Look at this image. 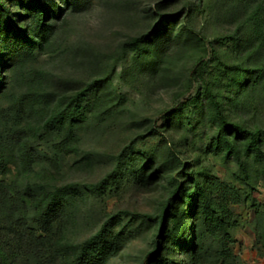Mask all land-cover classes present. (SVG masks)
Returning <instances> with one entry per match:
<instances>
[{"label":"trees","instance_id":"obj_1","mask_svg":"<svg viewBox=\"0 0 264 264\" xmlns=\"http://www.w3.org/2000/svg\"><path fill=\"white\" fill-rule=\"evenodd\" d=\"M92 1L0 0V99L36 50L52 49L42 68L30 78L28 74L26 90L11 95L7 107L0 108V264H104L114 248L113 230L123 219L120 215L108 217L79 246L66 240L73 223L70 204L78 189L55 186L54 176L47 175L63 153L78 152L80 129L109 98L104 94L118 60L110 63L113 57L94 49L59 42L66 15L87 9ZM115 6L135 30L120 45L118 57L134 53L135 71L157 73L172 48L194 45L199 50L171 111L160 113L147 136L167 139L168 131L196 107L215 127L210 144L215 152L233 157L242 168L244 159L251 158L264 173L263 131L234 120L218 91L223 88L227 104L236 107L264 83V0H125ZM200 12L231 31L211 38L196 30L192 22ZM65 59L79 62L86 78L57 76L51 65ZM214 62L217 76L209 79ZM161 119L164 128L157 125ZM167 140L168 159L159 165L147 160L141 167L143 174L152 170L151 178L165 176V195L156 214L139 215L142 224L153 223L155 228L154 248L141 264H163L166 247L190 253L193 259L211 252L216 264H236L228 205L244 203L246 192L221 183L205 169L188 167L181 145ZM185 216L191 220L187 239ZM198 217L202 238L192 227ZM208 236L212 241L205 244ZM256 243L264 256V229Z\"/></svg>","mask_w":264,"mask_h":264},{"label":"rangeland","instance_id":"obj_2","mask_svg":"<svg viewBox=\"0 0 264 264\" xmlns=\"http://www.w3.org/2000/svg\"><path fill=\"white\" fill-rule=\"evenodd\" d=\"M123 1L93 0L87 9L71 16L67 14L59 37V42H64L65 47L91 48L113 57L110 63L118 60L115 72L107 83V93L104 94L109 98L93 109L89 122L80 129L78 152L63 153L47 174L54 176L55 186L72 184L78 189L70 204L73 223L66 240L79 246L95 235L108 217L120 215L123 219L113 230L114 248L104 264H141L145 254L154 248L155 228L153 223L142 224L139 215L156 214L159 201L165 195V176L158 173L151 178L152 170L149 174H143L141 167L147 160L156 165L167 160V139H171L181 145L180 150L188 167L205 169L221 183L246 192L248 200L244 203L228 205L232 214L230 232L232 248L237 255L236 264H264V256L258 251L256 243L257 235L264 229L262 167L246 157L244 170L233 157L215 152L210 146L216 134L215 127L200 117L196 107L184 117L180 126L168 131L167 139L157 134L147 136L160 113L171 111L175 95L185 80V71L199 50L194 45L180 51L172 48L165 54L166 58L157 73L135 71L134 53L128 52L124 57H118L120 45L135 31L126 16L116 10L119 8L115 5ZM192 25L211 38L228 30H223L216 19H210L208 13L201 12ZM51 50H36L33 59L25 67L22 65L15 80L7 87V96L0 99V108L7 107L11 95L26 90L24 83L28 74H31L30 78L34 71L42 68ZM108 64H104L106 68H110ZM217 65L216 62L210 64L209 79L217 76ZM51 68L57 76L66 79L84 80L87 76L77 61L57 60ZM218 91L234 120L256 125L264 133V83L244 101V105L236 107L227 104L223 98L227 97L223 88ZM157 125L164 128V120H159ZM213 198L218 200L216 196ZM184 223L187 239L190 218L185 216ZM192 225L196 235L204 237V233H199L202 229L199 217ZM211 241L209 236L205 237V244ZM166 248L163 264H216L211 252L203 258L193 259L190 253L181 250L173 252Z\"/></svg>","mask_w":264,"mask_h":264}]
</instances>
